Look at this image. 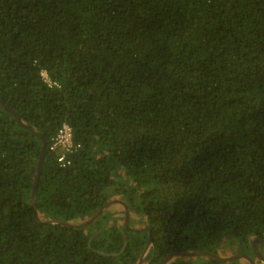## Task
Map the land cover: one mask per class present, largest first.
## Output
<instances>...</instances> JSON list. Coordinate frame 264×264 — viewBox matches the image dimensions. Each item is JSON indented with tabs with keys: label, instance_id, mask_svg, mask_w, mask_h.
I'll return each mask as SVG.
<instances>
[{
	"label": "trees",
	"instance_id": "obj_1",
	"mask_svg": "<svg viewBox=\"0 0 264 264\" xmlns=\"http://www.w3.org/2000/svg\"><path fill=\"white\" fill-rule=\"evenodd\" d=\"M0 103V264H263L264 0H0Z\"/></svg>",
	"mask_w": 264,
	"mask_h": 264
},
{
	"label": "water",
	"instance_id": "obj_2",
	"mask_svg": "<svg viewBox=\"0 0 264 264\" xmlns=\"http://www.w3.org/2000/svg\"><path fill=\"white\" fill-rule=\"evenodd\" d=\"M0 106L7 109L6 107H4L3 104L0 103ZM17 120L18 122H20L22 125L23 122L21 120V118L16 114L11 112L9 109H7ZM30 131H32L36 136L40 137L42 139L43 145H42V150H41V155H40V159H39V163H38V168H37V173L34 179V184H33V192H32V198H31V207L34 209V219L37 223L41 224L44 223L41 221V219L38 216L37 211L35 210V199H36V191H37V183H38V179H39V175H40V171H41V165H42V160H43V155H44V151H45V147H46V141L45 139L40 135V133L36 130H34L31 126L29 125H25ZM113 205H121L124 208V217H123V222L125 224V226L127 228L132 229L133 231H142V230H147L149 232V238H148V243H147V247L143 253V255L141 256V259L139 261L138 264H143V261L147 255V252L151 246V229L150 226L144 224L142 226L139 227H131L130 226V210L129 207L127 206V204L120 199H114V200H110L108 201L106 204H104L101 208H99L98 210H96L87 220L79 223V224H69V223H62L59 221H54V222H45L46 224H60L66 227H83L86 226L90 223H92L94 220H96L104 211H106L108 208H110ZM258 243H262L264 244V240H260L258 238H255L252 240L251 245L253 248V252L256 256V258L261 261L264 264V256L261 254V252L258 249ZM176 257H204L206 259L209 260H216V261H221V262H225V261H230V260H234V259H244L246 260L249 264H257L256 261L249 255L247 254H243L240 252H236L233 253L230 256H221V255H217V254H212L209 252H204V251H187V252H182V253H175L172 255H167L166 257H164L162 259V261L159 264H167L170 260H172L173 258Z\"/></svg>",
	"mask_w": 264,
	"mask_h": 264
},
{
	"label": "built area",
	"instance_id": "obj_3",
	"mask_svg": "<svg viewBox=\"0 0 264 264\" xmlns=\"http://www.w3.org/2000/svg\"><path fill=\"white\" fill-rule=\"evenodd\" d=\"M42 80L45 83L43 78ZM50 149L57 150L60 153L57 158V162L60 164V166L64 167L69 164L67 156L73 154L74 152L80 149V146L74 143L73 130L70 125H61V127L51 139ZM62 161L63 163H61Z\"/></svg>",
	"mask_w": 264,
	"mask_h": 264
},
{
	"label": "clouds",
	"instance_id": "obj_4",
	"mask_svg": "<svg viewBox=\"0 0 264 264\" xmlns=\"http://www.w3.org/2000/svg\"><path fill=\"white\" fill-rule=\"evenodd\" d=\"M41 76L44 79L45 83H47L50 88L53 86H55L57 88L60 87V84L58 81H52L51 80V78L48 75L47 69H43L41 71ZM61 163H63V161Z\"/></svg>",
	"mask_w": 264,
	"mask_h": 264
},
{
	"label": "rangeland",
	"instance_id": "obj_5",
	"mask_svg": "<svg viewBox=\"0 0 264 264\" xmlns=\"http://www.w3.org/2000/svg\"><path fill=\"white\" fill-rule=\"evenodd\" d=\"M113 200H114V199H113ZM226 251H227V250H226ZM229 251H230V250L228 249V253L225 252V253L223 254V256H227V255L230 256V254H229L230 252H229ZM226 253H227V254H226ZM231 255H232V254H231Z\"/></svg>",
	"mask_w": 264,
	"mask_h": 264
}]
</instances>
